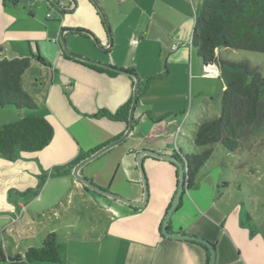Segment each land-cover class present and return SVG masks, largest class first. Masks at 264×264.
Returning a JSON list of instances; mask_svg holds the SVG:
<instances>
[{
	"label": "crops",
	"instance_id": "0c3cea01",
	"mask_svg": "<svg viewBox=\"0 0 264 264\" xmlns=\"http://www.w3.org/2000/svg\"><path fill=\"white\" fill-rule=\"evenodd\" d=\"M14 1L4 0V7L21 2ZM43 1L44 21L38 22L39 35L33 40L37 45L34 43L35 52L29 56L30 64L36 62L46 70L48 86L42 90L36 78L38 93L32 97L37 109H18L13 115H4L0 125L20 115H41L52 125L53 137L41 150L19 152L13 160L0 156V241L10 255H22L27 246L38 245L42 237L53 231L60 244L61 260L57 264H208L210 252L205 245L161 234L160 226L177 183L175 166L169 160L142 156L152 181L149 199L141 207H130L86 189L74 177L76 163L127 129V121L99 113H114L125 104L132 96L134 79L127 73L70 56L61 42L63 35L70 51L116 68L133 70L140 81L153 77L138 97L133 130L122 142L105 151L113 150L117 157L112 177L97 180L92 165L97 156L80 168V173L99 187L139 201L143 185L136 154L142 149L159 150L132 140L140 137L143 126L158 124L169 116L196 127L204 117L211 83L220 78L203 75L202 61L191 45L195 16L202 0H73L74 7L70 6V0H54L58 5L50 0V6L49 0ZM52 9L61 19L51 14ZM49 11L51 15L47 17ZM74 28L87 29L88 33L72 32ZM0 49V58L26 56L18 52L8 54L5 46ZM37 54L47 64L33 56ZM216 55L220 58L219 48ZM193 97L195 103L190 100ZM256 166L250 165L254 169ZM199 172V176L204 174ZM260 175L243 180L247 183V194L238 189L242 197L240 200L234 197L235 201L229 188L237 182L235 179L224 181L228 197L222 201L216 192L220 180L199 177L190 190L182 192L167 224L169 232L196 235L211 242L215 248L214 264H264V182ZM41 176L44 182L35 192ZM88 202L98 220L86 227L80 221L77 231L59 232L66 225L75 224V216L68 210L76 203ZM33 225L37 232L33 231Z\"/></svg>",
	"mask_w": 264,
	"mask_h": 264
},
{
	"label": "trees",
	"instance_id": "16d2710c",
	"mask_svg": "<svg viewBox=\"0 0 264 264\" xmlns=\"http://www.w3.org/2000/svg\"><path fill=\"white\" fill-rule=\"evenodd\" d=\"M80 32L83 31L79 29ZM191 45L203 65L221 63L239 66L217 57L216 49L221 46L264 52V0H202L195 16ZM33 56L42 64H47L39 54ZM29 64L30 56L0 58V109L8 105L29 111L37 109L34 98L23 90L21 84ZM88 65L103 69L96 64ZM244 67L249 77H239L223 88L219 116L203 119L196 125L192 143L201 150L189 149L183 155L187 167V188L192 186L194 176L211 156L214 144L220 143L229 151L240 150L245 134L255 130L252 128L264 118V76L257 69ZM152 79H139L138 97ZM131 102L132 96L116 112L101 111L99 114L113 120L128 121ZM52 137L53 127L44 116L20 115L12 122L0 125V156L13 160L19 152L41 150ZM175 155L180 158L177 153ZM43 182L44 176H41L35 192ZM85 188L88 189L87 186ZM60 260V244L53 231L42 237L38 245L27 246L22 255H10L0 241V262L57 264Z\"/></svg>",
	"mask_w": 264,
	"mask_h": 264
},
{
	"label": "rangeland",
	"instance_id": "374dc122",
	"mask_svg": "<svg viewBox=\"0 0 264 264\" xmlns=\"http://www.w3.org/2000/svg\"><path fill=\"white\" fill-rule=\"evenodd\" d=\"M4 4L6 3H4L3 0H0V48L1 46H5L7 49L6 53L8 54H17L18 52V54L21 53L29 56L30 52H35L34 43L37 45V42L33 40H35L34 36L39 35L36 31L40 29V24L38 22L44 21L46 12L45 2L43 0H21L16 6L9 5L4 7ZM20 14L24 17L20 16ZM51 14L60 19L62 17L53 9L51 10ZM29 15H32L33 18H30ZM17 38H23V40L19 41ZM8 40L13 41L10 43ZM28 40H30V42ZM36 47L38 48V46ZM0 54H2L1 49ZM219 56L221 60L229 61L239 66L244 65L250 69H257L264 76L263 51L221 46L219 47ZM36 78L40 80L42 90L46 89L48 86L46 70L38 63L31 62L22 76V88L31 96H36L38 93L35 83ZM211 84L213 85L211 87V93L206 99L207 106L206 108L204 107L203 119L215 118L220 114L223 81L219 78ZM190 100H192L193 103L196 102V98L194 97L192 99L190 98ZM17 112L18 109L15 106H5L0 109V118L4 115H13V113ZM170 117L172 116H169L167 120L158 124L153 122L149 125L147 124L146 126H143L140 128V137L135 138L136 141L132 140V142H135L137 145H139V143L148 144L158 148L159 151L157 152L164 150L163 152L165 153L163 154L168 155H174L173 153L176 152L181 156L183 155L181 151L187 152L190 148H196L200 151V147L191 144L196 127L193 128L192 126H189L187 121L180 123V121L173 120ZM200 121H198V123ZM172 124L179 127L180 131L175 129ZM252 129L255 130H251L249 133L245 134L244 140L242 141V148L240 150L229 151L220 143L214 144L212 146L213 152L211 156L201 167L202 169H199L200 172H203L204 174L199 176V174L196 173L193 178V183L197 181L199 182V177H203V179H219L220 182L218 183L216 191L217 198H220L223 201L228 197L224 181L226 182L235 179L237 182L229 186L230 194L233 201H235L234 197H237L239 200L242 197V193L237 191L238 189L243 191V195L246 196L247 194V183L243 181L247 179V176L252 179L261 174L260 177L262 178V182H264V118L258 126L253 127ZM251 132L252 134H250ZM131 139L132 138H128V141H131ZM110 151L111 152H105V154L102 153L98 155V158L94 160L92 164L95 169V174L97 175V180H109L116 170L117 157L114 156L115 152L113 150ZM250 165H257V168L254 169L250 167ZM143 168L147 179L148 195L150 196V180L152 181V179L149 174L151 171H149L145 162H143ZM156 168L161 172L162 169L160 166H157ZM174 171H177V167H175V170L173 169V173ZM188 189L190 190L191 188L188 187L185 191H188ZM262 189L264 191V187H262ZM92 209L93 206L90 202L76 203L73 209L68 210L69 214H74L73 216H75L73 219L75 223L74 226L70 227L69 225H66L63 231L59 232L64 233L65 231L71 230L77 231L79 228L78 222L81 221L83 227H86L93 223L94 220H98V215ZM33 231L37 232L36 225H33ZM36 238H39V236L36 235ZM36 240L38 241V239ZM1 263L3 262H0V264Z\"/></svg>",
	"mask_w": 264,
	"mask_h": 264
},
{
	"label": "water",
	"instance_id": "95a60500",
	"mask_svg": "<svg viewBox=\"0 0 264 264\" xmlns=\"http://www.w3.org/2000/svg\"><path fill=\"white\" fill-rule=\"evenodd\" d=\"M52 1L55 2L54 0H52ZM55 4L58 5V3H56V2H55ZM70 6H73V7L75 6V2L73 0H71ZM61 8H63V6ZM106 29L109 32V26L107 25V23H106ZM71 31L78 33L79 29L74 28V29H71ZM82 31L85 33L87 32L85 30H82ZM89 35L94 40V42L98 46H100L97 38L92 33H89ZM61 42L63 45V49L70 56L77 58V59H80L82 61L101 64L105 67H108V68H111V69H114V70H117L120 72L127 73L131 77H133V79H134L133 91H132V102H131L130 110H129L127 129L125 130V132L122 135H120L119 137H117L116 139L111 141L110 143H107L106 145H104V146L98 148L97 150L93 151L87 157L83 158L78 163H76L73 167L74 177L77 180L81 181L85 186H87L89 189H91L93 191H96L102 195H105V196L111 197L115 200L126 203L130 207H141L147 202V199H148L147 179L145 177V172H144V168H143L142 156L143 155H151L155 158L166 159V160L171 161L177 167V171H176L177 183H176L175 193L172 197L171 203H170V205H169V207L165 213V216H164L162 223H161V226H160L161 234L166 236V237L176 238V239L192 240V241H196V242H199V243L205 245L209 249V252H210L208 264H214L215 248L211 242H209L208 240H206L202 237L196 236V235H191V234H186V233H171V232H169L168 227H167L168 221H169L174 209L177 207V205L180 201L182 192L185 191V189H187V184H186L187 167H186L183 155H181L180 158H178L176 155H168V154L158 153V152L151 150V149H142L136 154L137 168L140 171L142 185H143V196H142V199L139 201L130 200V199L125 198L121 195L113 193L107 189L99 187L98 185L94 184L91 180H89L87 177H85L82 173H80V168L85 163L92 160L93 158L100 155L101 153L105 152L106 150L110 149L112 146L117 145L120 142H122L128 136V134L133 130V127H134V111H135V108H136L137 103H138L139 78H138L137 74L132 72V71H128L126 69H121V68H116L110 64L94 61V60L89 59L83 55H79L77 53L70 51L68 49L66 43H65L63 35L61 37ZM218 64H219V70H220V76L219 77L222 79L225 86H227L229 83H231L232 81H234L235 79H237L239 77L245 78V79H247L249 77L247 69L244 66H233L231 64H221V63H218Z\"/></svg>",
	"mask_w": 264,
	"mask_h": 264
},
{
	"label": "built area",
	"instance_id": "2783aa9c",
	"mask_svg": "<svg viewBox=\"0 0 264 264\" xmlns=\"http://www.w3.org/2000/svg\"><path fill=\"white\" fill-rule=\"evenodd\" d=\"M50 15H51L50 11L46 13L47 17H49ZM202 72H203V75H205V76L219 77L220 76L219 64L218 63L205 64V65H203ZM22 210H23V208L21 209V211Z\"/></svg>",
	"mask_w": 264,
	"mask_h": 264
}]
</instances>
